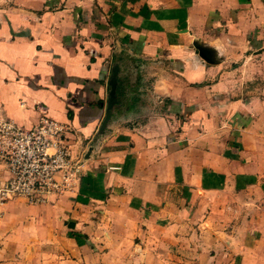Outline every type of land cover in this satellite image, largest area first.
Here are the masks:
<instances>
[{"label":"crops","instance_id":"obj_1","mask_svg":"<svg viewBox=\"0 0 264 264\" xmlns=\"http://www.w3.org/2000/svg\"><path fill=\"white\" fill-rule=\"evenodd\" d=\"M0 116L80 171L0 202V264H264V0H0Z\"/></svg>","mask_w":264,"mask_h":264},{"label":"built area","instance_id":"obj_2","mask_svg":"<svg viewBox=\"0 0 264 264\" xmlns=\"http://www.w3.org/2000/svg\"><path fill=\"white\" fill-rule=\"evenodd\" d=\"M64 124L42 117L25 128L0 116V202L23 197L30 204L50 201L63 193L79 174Z\"/></svg>","mask_w":264,"mask_h":264},{"label":"water","instance_id":"obj_3","mask_svg":"<svg viewBox=\"0 0 264 264\" xmlns=\"http://www.w3.org/2000/svg\"><path fill=\"white\" fill-rule=\"evenodd\" d=\"M200 51V55L205 58L207 61H210L209 55L207 51L202 49L201 47L198 48ZM112 76L109 81L110 85V91H109V108L111 109L113 107V103H115L116 98H117V86H118V71L119 67L115 66L114 69H112Z\"/></svg>","mask_w":264,"mask_h":264}]
</instances>
